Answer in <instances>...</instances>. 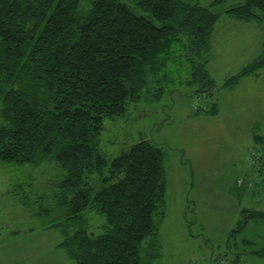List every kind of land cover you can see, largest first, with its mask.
<instances>
[{
  "label": "trees",
  "instance_id": "obj_1",
  "mask_svg": "<svg viewBox=\"0 0 264 264\" xmlns=\"http://www.w3.org/2000/svg\"><path fill=\"white\" fill-rule=\"evenodd\" d=\"M201 1L0 0V162L15 171V197L60 232L59 247L76 264H155L161 256L162 150L140 139L109 163L99 141L104 120L128 105L162 101L180 86L214 96L207 66L223 14L264 23V0L223 8L227 0ZM263 67L264 56L225 86ZM254 141L264 145L260 135ZM44 165L57 176L36 181L32 171ZM87 211L105 216L99 233L76 226ZM243 213L235 232L264 220V211Z\"/></svg>",
  "mask_w": 264,
  "mask_h": 264
},
{
  "label": "rangeland",
  "instance_id": "obj_2",
  "mask_svg": "<svg viewBox=\"0 0 264 264\" xmlns=\"http://www.w3.org/2000/svg\"><path fill=\"white\" fill-rule=\"evenodd\" d=\"M212 1L201 5L209 7ZM227 1L222 8L244 0ZM262 24L253 22L236 42L223 37L224 44H215L208 65L214 96L180 86L162 101L128 105L123 116L104 120L99 146L109 163L140 139L164 154L167 215L155 264H264L257 254L264 250V220L235 232L249 215L245 210L264 211V145L254 141L255 135L264 139V67L251 81L224 87L263 59ZM214 104L216 115H197ZM14 172L0 162V264H76L59 247L60 232L45 227L11 194L18 181ZM32 176L43 182L55 179L57 171L44 165ZM75 224L99 233L106 218L87 211Z\"/></svg>",
  "mask_w": 264,
  "mask_h": 264
},
{
  "label": "crops",
  "instance_id": "obj_3",
  "mask_svg": "<svg viewBox=\"0 0 264 264\" xmlns=\"http://www.w3.org/2000/svg\"><path fill=\"white\" fill-rule=\"evenodd\" d=\"M241 4H231V5L227 6V7H235V6H238V5H241ZM253 22H255V21H248L247 22V21L237 20V19H234V18H231V17L227 16L226 14H223L220 17L219 21L217 22V24L215 26V29H214V32H213V35H212V39H211V54H212L213 47L215 46V44L218 43L219 41H221L223 37L226 38V42L227 43L236 42V41H238L240 39V35L242 33H246V31L248 30V27H249V29H251V24ZM262 25H264V24H262ZM222 44H224L223 40H222ZM212 59H213V54H212ZM207 68H208V66H207ZM258 72L259 71L254 72L252 74H249V75L241 78L232 87H226V86H224V87H226L228 89H235V88H237L239 86V84H241V82L244 79H249V81H251V77L257 75L256 73H258ZM256 80H258V79H256ZM10 192L14 196V198H16L15 195L13 194V189H11Z\"/></svg>",
  "mask_w": 264,
  "mask_h": 264
},
{
  "label": "built area",
  "instance_id": "obj_4",
  "mask_svg": "<svg viewBox=\"0 0 264 264\" xmlns=\"http://www.w3.org/2000/svg\"><path fill=\"white\" fill-rule=\"evenodd\" d=\"M241 183V182H240Z\"/></svg>",
  "mask_w": 264,
  "mask_h": 264
}]
</instances>
